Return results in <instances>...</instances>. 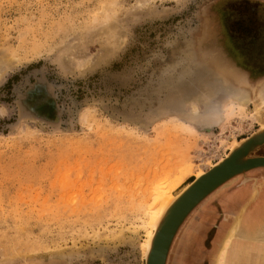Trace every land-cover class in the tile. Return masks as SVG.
Instances as JSON below:
<instances>
[{"label":"rangeland","instance_id":"1","mask_svg":"<svg viewBox=\"0 0 264 264\" xmlns=\"http://www.w3.org/2000/svg\"><path fill=\"white\" fill-rule=\"evenodd\" d=\"M262 128L264 0H0V264H146L156 184ZM197 207L166 264L217 263Z\"/></svg>","mask_w":264,"mask_h":264},{"label":"crops","instance_id":"2","mask_svg":"<svg viewBox=\"0 0 264 264\" xmlns=\"http://www.w3.org/2000/svg\"><path fill=\"white\" fill-rule=\"evenodd\" d=\"M263 192L264 168L252 169L222 184L198 205L196 220L200 222L197 225V232L199 233L195 235L196 240L191 242V244L196 243V249L200 246L199 249L204 252L205 247L204 249L202 247L204 246V237L202 235L207 232L209 233L212 228L216 227L219 217H222L224 222L220 224V228L213 239L215 247L217 246V242L222 240V233L224 230L227 231L229 221L232 218H234V222L228 231L237 226L236 237L233 238V242L237 244L240 242L255 243L258 241L264 245L263 235L256 233L259 228L264 229L263 208L255 207L249 209L250 204L259 200ZM189 231V229L186 230L187 235L190 233ZM238 235L239 237H237ZM215 247L212 249L213 254H216L217 249ZM246 252L250 258L263 256L264 254L257 249L246 250Z\"/></svg>","mask_w":264,"mask_h":264},{"label":"water","instance_id":"3","mask_svg":"<svg viewBox=\"0 0 264 264\" xmlns=\"http://www.w3.org/2000/svg\"><path fill=\"white\" fill-rule=\"evenodd\" d=\"M264 144V128L238 141L225 157L184 188L179 198L165 213L155 231L152 249L146 264H166L173 240L188 215L206 197L233 177L252 169L264 168V155L250 153Z\"/></svg>","mask_w":264,"mask_h":264},{"label":"bare ground","instance_id":"4","mask_svg":"<svg viewBox=\"0 0 264 264\" xmlns=\"http://www.w3.org/2000/svg\"><path fill=\"white\" fill-rule=\"evenodd\" d=\"M191 167V165H190ZM184 171V170H183ZM183 171L182 174L184 173ZM192 172V168L190 170ZM181 174V175H182ZM186 174V172H185ZM180 175V176H181ZM197 177H201L203 173L198 172L196 173ZM174 188V183H169L168 180L164 182H158L153 189L152 196H151V203L149 206V230L147 233V239L143 243L144 252H146V257L149 256L150 251L152 249V244L154 240L155 231L158 229L162 218L164 217L165 213L169 210V208L179 199L173 197L172 189ZM257 191V190H256ZM173 199V200H172ZM239 219V218H238ZM237 226H234L229 235L224 240L222 248L220 249L217 255V263L216 264H241L243 256L246 258L245 264H264V254L263 256L258 257H249L246 255H242L237 252H229L232 248H240L239 250H260L264 252V245L259 243L258 241L255 243H235L233 242V238L236 234ZM256 233L263 235L264 237V229L259 228ZM254 242V241H253ZM238 250V249H236ZM252 252V251H250ZM259 253V252H258ZM257 254V253H256ZM259 255V254H258ZM251 256V255H250ZM229 257V259H227ZM244 258V259H245ZM229 260V262H227ZM243 263V262H242Z\"/></svg>","mask_w":264,"mask_h":264},{"label":"flooded vegetation","instance_id":"5","mask_svg":"<svg viewBox=\"0 0 264 264\" xmlns=\"http://www.w3.org/2000/svg\"><path fill=\"white\" fill-rule=\"evenodd\" d=\"M207 252H208V251L205 249V250H204V253H202V254L205 255ZM190 257H193L191 252H190ZM196 257H199V256H196Z\"/></svg>","mask_w":264,"mask_h":264}]
</instances>
